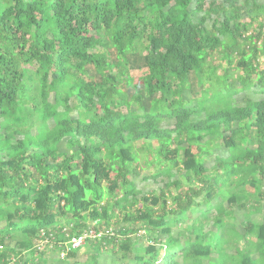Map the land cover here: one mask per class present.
Here are the masks:
<instances>
[{
    "label": "trees",
    "instance_id": "obj_1",
    "mask_svg": "<svg viewBox=\"0 0 264 264\" xmlns=\"http://www.w3.org/2000/svg\"><path fill=\"white\" fill-rule=\"evenodd\" d=\"M259 57L264 0H0V264H46L45 241L60 256L61 227L114 229L86 264L104 244L131 264H264Z\"/></svg>",
    "mask_w": 264,
    "mask_h": 264
},
{
    "label": "rangeland",
    "instance_id": "obj_2",
    "mask_svg": "<svg viewBox=\"0 0 264 264\" xmlns=\"http://www.w3.org/2000/svg\"><path fill=\"white\" fill-rule=\"evenodd\" d=\"M259 61L262 63L264 62V58L259 57ZM234 62V61H233ZM216 64H222V67L218 69V73H220L222 71V68L227 67V64L225 61H220L219 59L215 60L214 65ZM240 73V72H239ZM237 73L235 72V77H236ZM35 69H30V70H26V84H25V88L21 94L22 97L27 98L29 97V95H31V93L33 92V88H34V81H35ZM252 92L247 91L245 92V94H249L251 95ZM244 93L240 92L238 94L234 95V99L241 101L242 98L245 96ZM51 101H53V96H51ZM33 133H36V128H33ZM138 187L141 190L144 191H150L153 189H160L163 187V184H159V188L158 185H154L152 181H148V180H142L139 179L138 181ZM245 213L243 212H236V225L237 228L240 232L244 231L243 228V222L245 220ZM252 220L257 221V222H262L264 221V208L261 214L258 215H254ZM95 223H91V225H94ZM133 242H137L139 244H146V240H145V236L143 231L139 232L138 234H135L132 236ZM93 241L88 242L84 247H82L81 249H79L76 253L75 257L70 256L71 252L67 251L65 249V251H63L60 256L56 254V252L54 251L55 249L53 248V244L52 247H50V245H48L45 249V253L46 255V264H86V262H88L91 258V255L93 254V250L90 247L89 243H91ZM103 253H101V255L98 258L99 264H131L133 262V255L130 254H121L120 252L116 251V248L113 247L112 244H107L103 250ZM53 252V253H51ZM70 254V255H69ZM68 255L70 256L68 258ZM68 258V259H67ZM30 264H41V262H31Z\"/></svg>",
    "mask_w": 264,
    "mask_h": 264
},
{
    "label": "built area",
    "instance_id": "obj_3",
    "mask_svg": "<svg viewBox=\"0 0 264 264\" xmlns=\"http://www.w3.org/2000/svg\"><path fill=\"white\" fill-rule=\"evenodd\" d=\"M61 231L63 234H65V236L68 239V241L65 243L67 251L81 249L88 242L101 240L103 236H106L109 239L116 237V233L112 229H109L105 232L104 231L95 232L92 230H87V231H84L83 233H81L79 235L77 234V235H73V236L69 235V233L67 232L68 231L67 228H63ZM55 234H57V232ZM46 243H47V241H45L44 243H40L38 245L39 246L38 248L41 251H44ZM104 245H106V244H104Z\"/></svg>",
    "mask_w": 264,
    "mask_h": 264
},
{
    "label": "clouds",
    "instance_id": "obj_4",
    "mask_svg": "<svg viewBox=\"0 0 264 264\" xmlns=\"http://www.w3.org/2000/svg\"><path fill=\"white\" fill-rule=\"evenodd\" d=\"M63 228L61 227V230H62ZM68 229V233H69V228H67ZM113 231H114V229H112ZM115 232V231H114ZM116 233V232H115ZM61 234H63L62 232H61ZM65 235V234H64ZM70 235V234H69ZM71 236V235H70ZM73 236V235H72ZM66 237V236H65ZM67 238V237H66ZM95 242V241H94ZM46 245V244H45ZM106 246V245H105ZM79 250V249H78Z\"/></svg>",
    "mask_w": 264,
    "mask_h": 264
}]
</instances>
